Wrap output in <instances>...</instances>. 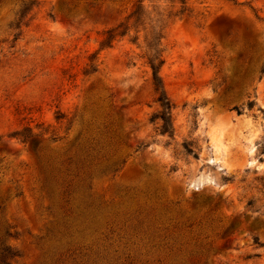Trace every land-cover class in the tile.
I'll list each match as a JSON object with an SVG mask.
<instances>
[{"label":"rangeland","instance_id":"374dc122","mask_svg":"<svg viewBox=\"0 0 264 264\" xmlns=\"http://www.w3.org/2000/svg\"><path fill=\"white\" fill-rule=\"evenodd\" d=\"M184 1L0 0L11 264H264V0ZM138 2L183 9L161 39L173 135L150 120L145 31L100 44Z\"/></svg>","mask_w":264,"mask_h":264},{"label":"trees","instance_id":"16d2710c","mask_svg":"<svg viewBox=\"0 0 264 264\" xmlns=\"http://www.w3.org/2000/svg\"><path fill=\"white\" fill-rule=\"evenodd\" d=\"M174 1V0H172ZM181 4H184V0H176ZM30 8L24 4L20 11V16L23 17ZM183 9L176 13H168L164 16V13L157 11V17L153 19L150 12H148L141 2H138L130 13L113 27L107 28L104 31V38L101 41V46H110L113 40L128 36L131 29L134 30L135 35L130 38L132 43H137L138 32L144 30L143 36V55L145 64L149 67L151 73V85L155 93V101L158 104V110L150 117L151 121L159 120L157 129L161 133H168L173 135L174 125L172 119V109L174 107L173 102L169 99L164 89L162 78L160 76V70L164 64L163 47L161 39L163 37L164 28L168 18L172 16L180 15ZM154 22V23H153ZM140 27V28H139ZM259 78L264 75V62L259 69ZM255 104L253 99L247 100L246 105L250 109ZM237 113H241V109L234 107ZM189 144H184L186 151H192ZM251 204V201L248 202ZM257 243L258 238L253 237ZM16 252L12 251L9 247H4L0 251V264H11L10 257L16 256Z\"/></svg>","mask_w":264,"mask_h":264}]
</instances>
